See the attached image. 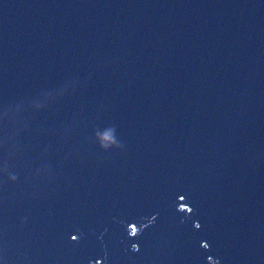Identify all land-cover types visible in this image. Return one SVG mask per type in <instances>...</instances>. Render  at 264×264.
I'll list each match as a JSON object with an SVG mask.
<instances>
[{"label": "water", "instance_id": "1", "mask_svg": "<svg viewBox=\"0 0 264 264\" xmlns=\"http://www.w3.org/2000/svg\"><path fill=\"white\" fill-rule=\"evenodd\" d=\"M0 264H264V0H0Z\"/></svg>", "mask_w": 264, "mask_h": 264}, {"label": "clouds", "instance_id": "2", "mask_svg": "<svg viewBox=\"0 0 264 264\" xmlns=\"http://www.w3.org/2000/svg\"><path fill=\"white\" fill-rule=\"evenodd\" d=\"M105 139L106 140H110L111 139V135L110 134H106Z\"/></svg>", "mask_w": 264, "mask_h": 264}, {"label": "snow or ice", "instance_id": "3", "mask_svg": "<svg viewBox=\"0 0 264 264\" xmlns=\"http://www.w3.org/2000/svg\"><path fill=\"white\" fill-rule=\"evenodd\" d=\"M200 225L199 224H197V227H199Z\"/></svg>", "mask_w": 264, "mask_h": 264}]
</instances>
